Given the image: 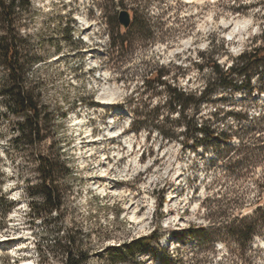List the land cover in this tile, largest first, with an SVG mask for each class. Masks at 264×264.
<instances>
[{"label":"rangeland","instance_id":"obj_1","mask_svg":"<svg viewBox=\"0 0 264 264\" xmlns=\"http://www.w3.org/2000/svg\"><path fill=\"white\" fill-rule=\"evenodd\" d=\"M7 3L0 0L1 10ZM131 7L143 25L125 30L118 13L133 17ZM13 19L11 27L0 15V38L20 40L40 130L33 137L30 113L18 114L0 94V235L10 244L2 264H67L71 247L85 255L79 264H159L167 253L185 264H264V234L254 238L252 263L215 238L264 196V159L238 174L243 154L234 150L240 140L264 141V66L251 75L254 90L216 87L200 108L218 133L232 131L231 149L218 139L183 147L179 107L169 110L165 85L153 80L159 74L203 90L216 77L210 59L226 70L263 43L264 0H23ZM112 36L122 46L113 47ZM9 83L0 58V91ZM157 126L173 127L177 137L168 140ZM217 152L221 160L209 164ZM43 159L53 166L59 208L40 194ZM200 227L208 234L203 249L188 236ZM155 229L158 239L136 257L114 261Z\"/></svg>","mask_w":264,"mask_h":264},{"label":"trees","instance_id":"obj_2","mask_svg":"<svg viewBox=\"0 0 264 264\" xmlns=\"http://www.w3.org/2000/svg\"><path fill=\"white\" fill-rule=\"evenodd\" d=\"M22 4L23 0H8L7 4L2 5V10L0 7V15L2 20L8 25H13L14 19V8L17 4ZM18 2V3H17ZM124 3V0H121ZM22 6V5H21ZM133 11L132 22L130 26L125 30H130V27L141 26L143 23L139 21L138 13L134 7H131ZM111 44L113 47L122 46L123 41L119 36H112ZM20 40L16 37L8 39L7 37L0 38V58L4 66L8 70V77L10 83L8 86L1 89L0 94L5 96L8 100L11 108L17 112L30 113L28 123L29 131L33 137L39 134V113L37 110V105L33 101L32 95L28 92L25 85V65L21 62L20 53ZM211 66L212 72L216 75L215 78L208 80L205 87L201 91H188L185 88L177 87L171 83H168L161 79V76L157 74L153 80L157 81L159 84H163L166 87L167 94V104L170 111H173L179 107V112L182 115L181 122L184 124L183 131V147L191 145L193 149H198L201 144H210L213 140L218 139L223 143L224 147H229L228 143L233 139L232 131L226 130L218 133L216 128L209 123L208 119H203L198 116L200 113V108L204 103H208L212 100L213 94L216 87L222 89H234L238 90L242 87H246L250 90H254L256 87L253 86L251 81V75L253 72L257 71L259 67L264 66V41L261 45H257L253 48L246 49L239 55L237 62L231 64L226 70L221 67L217 60H209L207 63ZM147 82L149 79H146ZM258 91L262 90L257 89ZM158 109H156L157 113ZM155 112V110H154ZM216 114V113H215ZM237 119L244 118L240 113L234 114ZM28 127V126H27ZM159 132L163 137L168 140L177 137V133L173 127L157 126ZM25 130V127L22 129ZM235 153L243 154L242 159L237 160L241 163V168L238 174H243L244 172H250V169L257 165L264 159V141L251 142L240 140L237 146H234ZM231 149V146L229 147ZM222 155L217 152L216 155L211 159L209 164L220 161ZM41 161V172L43 175L42 191L41 196L44 198V202L50 208H59L61 203L59 200V195L57 194V188L50 184L53 182V166L46 160ZM236 161H230L227 165L229 169H233ZM236 170V169H234ZM244 170V172H242ZM259 187H264L260 185ZM163 202H160L158 207H162ZM35 207L32 204L31 209ZM251 214L245 218L234 217L230 222H226L228 226L224 227L225 233H218L216 239L224 238L228 239L231 243L241 250V256L244 258L245 262L252 263L257 254V248L253 246V241L256 235L264 234V196L259 198L256 206L251 209ZM224 215V212H223ZM229 223V224H228ZM201 233L196 236L191 230L188 234L190 238H199L200 243L198 244V249H203L205 246V238L208 236L207 228L200 227ZM216 233L221 230V227L216 228ZM220 234V235H219ZM158 230H153L150 234L140 236L133 239L131 242L127 243L122 247L121 251H118L117 257L114 261H126L128 257H136V255L142 250L146 249L153 241L158 239ZM249 252V254H248ZM67 253L66 263L67 264H79L84 260V254L75 251L71 247ZM247 256V257H246ZM159 264H185L184 260L180 255L173 256L171 253H167Z\"/></svg>","mask_w":264,"mask_h":264},{"label":"bare ground","instance_id":"obj_3","mask_svg":"<svg viewBox=\"0 0 264 264\" xmlns=\"http://www.w3.org/2000/svg\"><path fill=\"white\" fill-rule=\"evenodd\" d=\"M104 100H106V98L104 97L103 98ZM116 130H110V132H115ZM129 209H131V206L130 207H128ZM131 214H132V216L136 219L137 218V216H136V214H135V212L134 211H132L131 212ZM19 233V232H18ZM9 235V234H8ZM12 235V234H11ZM10 235V236H11ZM21 235V234H20ZM1 236V235H0ZM16 236V235H15ZM6 237V236H5ZM4 237V238H5ZM9 237V236H8ZM14 239V238H13ZM11 241H13V240H11ZM18 241V240H17ZM9 242V241H8ZM19 242V241H18ZM12 243V242H11ZM10 245V244H9ZM9 245L7 244V242H5V240L2 238V236L0 237V253H5L6 251H7V248H9ZM20 245V244H19ZM18 245L16 244L13 248H10V251H11V249L12 250H15L16 248H18L17 247ZM21 247V246H20ZM21 250V249H20ZM10 251L8 252V253H10ZM19 251V250H18ZM14 252V251H13ZM12 252V253H13ZM7 253V252H6ZM15 254V253H14ZM12 255V254H11ZM13 256V255H12ZM6 258V257H5ZM9 258V257H8ZM7 258V259H8ZM14 258H17V261H18V259H21L20 258V253L19 252H17L15 255H14ZM14 258H12V259H14ZM4 260V259H3ZM10 260V258L8 259V261ZM15 260V261H14ZM13 261L14 262H16V259H14ZM31 259H25V260H23V264H32L31 263V261H30ZM0 261H2V260H0ZM7 261V260H6ZM8 263V262H7ZM0 264H2L1 262H0ZM17 264V263H16ZM18 264H21V261L19 260V263Z\"/></svg>","mask_w":264,"mask_h":264},{"label":"water","instance_id":"obj_4","mask_svg":"<svg viewBox=\"0 0 264 264\" xmlns=\"http://www.w3.org/2000/svg\"><path fill=\"white\" fill-rule=\"evenodd\" d=\"M118 21L123 29H127L132 22V14L128 9H121L118 13Z\"/></svg>","mask_w":264,"mask_h":264}]
</instances>
